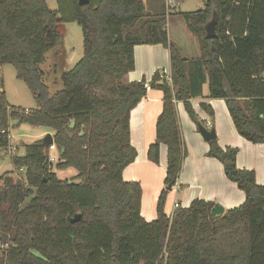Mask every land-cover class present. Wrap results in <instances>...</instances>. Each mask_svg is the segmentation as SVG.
Returning <instances> with one entry per match:
<instances>
[{"label":"trees","instance_id":"obj_1","mask_svg":"<svg viewBox=\"0 0 264 264\" xmlns=\"http://www.w3.org/2000/svg\"><path fill=\"white\" fill-rule=\"evenodd\" d=\"M57 1L51 9L46 0H0V66L12 64L39 102L28 110L11 105L0 86V146L9 145L16 119L52 129L59 152L52 163L49 146L37 139L12 157L24 176H0V264H264V185L254 170L237 166L239 148L208 141L209 155L245 192L243 204L219 217L214 201L199 198L172 215L165 211L187 156L178 102L196 119L192 99L207 80L209 97L225 100L238 132L264 143V0H204L205 8L184 13L199 40L197 59L180 54L167 13L149 15L143 0ZM214 13L217 37L209 38L205 25ZM61 22L82 27L84 54L52 94L40 64L60 43ZM138 44H163L171 61L170 77L156 71L149 83L164 96L148 158L158 163L161 144L168 150L166 187L152 221L141 213V183L124 178L138 154L131 111L147 94L145 78L125 80ZM201 106L214 116L210 103ZM71 167L77 173L69 178L55 171ZM77 213L81 220L71 222Z\"/></svg>","mask_w":264,"mask_h":264},{"label":"crops","instance_id":"obj_2","mask_svg":"<svg viewBox=\"0 0 264 264\" xmlns=\"http://www.w3.org/2000/svg\"><path fill=\"white\" fill-rule=\"evenodd\" d=\"M155 7L156 5H154V8ZM165 7H166L165 13H167V17L169 18L172 15L171 13L174 12V9L173 10L167 9L166 3H165ZM162 10H164L163 5L160 6L159 11L162 12ZM186 27L188 32L190 34H193L188 28L187 24ZM168 34H169V30H168ZM169 38L171 41L170 34H169ZM196 39L198 38L196 37ZM134 54H135V68L126 75L125 80L127 82L141 81L143 78H145L147 82L150 83L156 71H162L163 73L167 74L170 77L171 74L170 51L169 48L165 47L163 44H138L134 48ZM209 94H210L209 82L207 80V82L203 84L202 95L193 98V102L195 99L200 101V97L203 98L200 101V107H201L200 112L204 120L203 125L205 122L206 127L215 128V130L217 131L216 132L217 137H219V142L223 148L229 146L232 147V146L241 145L243 147L242 148L243 150L241 151L239 149V153L237 155V166L241 169L254 170L256 173L257 182L260 185H264V143H253L247 140L245 137H243L238 132L234 124L233 118L229 112L225 100L211 98V100L207 101V99L205 98L209 97ZM163 96L164 93L161 89L151 87V85H149L147 87V94L133 108V110L131 111V118H130L131 141L132 144L137 149L138 154L136 160L133 163H131L129 166H127V168L124 170V178L129 181H139L141 183L143 188L141 213L144 216V218L148 221H152L156 219L155 217H157V204L161 194L160 172L159 169L155 166V163L149 160L148 149L150 144L156 140V121L163 108ZM219 100H223L225 102L226 111H224V107L221 103L218 104ZM202 102H207L211 104L215 113L213 117H211L210 114L202 108L201 106ZM178 104H179V118L181 117L183 137L185 139L187 132L186 130L189 129V131H193L194 129L191 126H188V122H189L187 119L188 117L185 114V112H183L180 106L181 102H178ZM198 132L200 133L199 129ZM47 133H51L53 135V130L49 128L45 129L39 135L38 139L44 137ZM196 137H197L196 142L198 143L199 148L195 155H199V157L203 161H206L208 163L209 166L208 172L211 173L213 176L210 179V186L206 190L204 189H199L197 191L187 190V192L185 193V195H183L180 201V203L183 201V205L181 206L188 207V205L191 204L192 200L195 197L199 199H204L207 201H214L215 203H219L225 208V210L243 204L246 198L245 192L239 188L237 183L227 178L225 174L224 165L219 159L210 156L209 152H208L209 157L206 155L207 154L206 152L208 151V146L198 137V135ZM203 140L205 139L203 138ZM205 141L208 142L207 140ZM50 153L58 160L59 152L57 148H55ZM167 154H168L167 146L165 144H161L160 156L165 157L166 155V159H167ZM202 154H205V156L208 158L205 159ZM166 169H167V161H166V168L165 171H163L162 176L166 175ZM55 171L58 176L60 172H63L64 175L69 174L64 178H68L70 176V168L67 169L56 168ZM215 174H217L218 176H216ZM185 176H187V179L188 178L190 179V176L186 175L185 171H183V175L181 172L179 181L172 189L175 188L176 191L180 192L181 178L183 177V179L185 180ZM148 193L149 194L153 193V200L156 203L155 211H153V209L152 210L148 209L147 211H145L146 208L145 200L148 197L147 196ZM178 200L177 198L175 199L174 204L176 205L173 207L172 212H170L169 214L167 213L168 215L173 214L175 208L178 205ZM146 213H148V216L146 215Z\"/></svg>","mask_w":264,"mask_h":264},{"label":"rangeland","instance_id":"obj_3","mask_svg":"<svg viewBox=\"0 0 264 264\" xmlns=\"http://www.w3.org/2000/svg\"><path fill=\"white\" fill-rule=\"evenodd\" d=\"M48 6L51 9H58V1L57 0H46ZM146 6L147 13L151 16H154L158 13H164L165 10V1L166 0H143ZM154 5L156 7L154 8ZM163 5L164 10L160 12V6ZM176 8L174 9L173 14L167 19V29L169 30V34L171 36V41L178 49L180 54L183 57L194 58L197 59L200 57V45L198 39L194 36V34H190L186 27V21L184 18V13L196 11L198 9L205 8L204 0H177L175 3ZM173 10L172 8H170ZM140 24L133 28H127L126 32L134 33L139 29ZM58 30L61 34V41L55 47H53L45 57L43 63L40 64V68L45 73V82L49 86L50 92L52 94L63 88L62 82V74L66 71L74 68L76 63L82 58L84 54V35L82 27L76 22H61L58 25ZM162 68V67H161ZM0 86L6 91L7 99L11 105L23 107L25 109H37L39 107V102L28 88L27 84L19 79L16 74V69L12 64H4L0 66ZM199 99V98H198ZM203 98L200 97V101ZM207 101L211 100L210 97L205 98ZM200 101L195 99L192 106L195 110L196 119L191 117L186 110L184 103L180 104L183 112L187 115L188 126H191L194 130L186 131V138L184 139L185 146L187 149V156L183 162L182 175L183 171H185L186 175L190 176V179H187L185 176V180L183 177L180 182V192L176 191V189L169 190L166 199H165V211L166 213L172 212L173 207L176 205L175 199L178 200V205L187 190L189 191H197L199 189L206 190L210 186V179L212 178V174L209 173V166L206 161H203L199 155H195L198 151L199 145L196 142L197 135L198 137L208 146V151L206 152L208 156V152L210 151V143L203 140V137L198 132V123L203 124V116L200 112ZM221 103L224 107V111H226L225 102L223 100H219L218 104ZM222 109V108H221ZM223 110V109H222ZM178 112H179V104H178ZM215 114V113H214ZM212 121V118H211ZM181 122V117H180ZM204 125L206 126L205 122ZM189 128V127H187ZM208 128V127H207ZM47 127L42 125H33L30 123H18L16 119L10 120L9 130H10V142L7 147L0 146V176L5 174L6 172H11L14 178H19L24 176V172L18 171L12 162V157L14 155H24L25 154V144L32 143L39 138V135L45 130ZM210 129V128H209ZM217 132V131H216ZM238 133V132H237ZM219 142V137H217ZM220 144V142H219ZM222 147V145L220 144ZM237 147L241 151L243 150L241 145L232 146ZM205 159L208 157L205 154H202ZM166 155L165 157L160 156V160L158 163H155V166L159 169L160 172V183H161V191L166 187L165 178L166 175L162 176L163 171L166 168ZM184 169V170H183ZM186 169V170H185ZM57 171V170H56ZM77 173L75 168H70V176L72 174ZM69 174L64 175L63 172L59 173L60 178H64ZM218 176L217 174H215ZM68 177V178H69ZM147 199L145 200V211L156 210V203L153 200V193H148ZM195 197L194 199H196ZM193 199V200H194ZM192 200V201H193ZM217 204V203H216ZM219 204V203H218ZM183 205V201L180 203ZM152 206V207H151ZM189 206V205H188ZM151 207V208H150ZM148 216V213H146ZM156 218V217H155Z\"/></svg>","mask_w":264,"mask_h":264},{"label":"water","instance_id":"obj_4","mask_svg":"<svg viewBox=\"0 0 264 264\" xmlns=\"http://www.w3.org/2000/svg\"><path fill=\"white\" fill-rule=\"evenodd\" d=\"M80 5H86L90 3V0H79ZM205 29H206V34L207 37L209 38H216L217 37V16L214 13L213 17L211 18V20L205 25ZM228 93L231 95V92L228 91ZM198 129L201 133V135L203 136V138L207 141L212 140L217 138V133L214 127L212 128H207L205 125H203L202 123H198ZM43 141L47 146H50L54 143V138L53 135L51 133H47L44 137H43ZM169 189H172V186H169ZM225 212V208L220 205V204H216L212 214L215 217H219L220 215H222ZM82 218L81 213H77L74 215V217L70 218L71 222H78L80 221Z\"/></svg>","mask_w":264,"mask_h":264},{"label":"built area","instance_id":"obj_5","mask_svg":"<svg viewBox=\"0 0 264 264\" xmlns=\"http://www.w3.org/2000/svg\"><path fill=\"white\" fill-rule=\"evenodd\" d=\"M165 3H166V6H167V9H169V10H171L170 8H172V9L176 8V5H175L176 0H166ZM146 86L148 87L149 83H146ZM49 148H50V152H51V151H53L56 148V145L53 143L52 145L49 146ZM50 161L52 163L57 162V159L51 153H50Z\"/></svg>","mask_w":264,"mask_h":264}]
</instances>
